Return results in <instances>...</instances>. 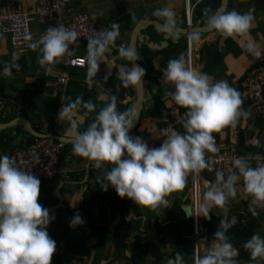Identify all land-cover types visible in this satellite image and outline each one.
<instances>
[{
    "label": "crops",
    "instance_id": "1",
    "mask_svg": "<svg viewBox=\"0 0 264 264\" xmlns=\"http://www.w3.org/2000/svg\"><path fill=\"white\" fill-rule=\"evenodd\" d=\"M72 7L76 12L87 13L102 25L105 20L111 25L116 21L124 24L122 20L128 15L139 19L137 22L155 20L162 23V19L153 13L157 9L170 7L175 12L176 28H183L185 24L184 0H72ZM233 9L241 13L249 9L254 10L253 27L249 36L232 37L240 52L235 55L229 50L225 44L226 37L220 34H202L196 39V61L201 60V52L205 58L204 63L196 69L207 73L214 81L227 82L237 90L249 74L264 62V4L254 0H230L228 11ZM166 34L149 26L143 34L145 43L142 46L147 44L149 47L150 42H163L165 46L163 39ZM169 41L173 46L166 51L149 47L152 51L160 53L154 56L152 66L146 68L143 77L145 87L156 81L163 101L172 104L174 102L168 93L174 88L172 84L163 81L162 70L166 68L168 60L184 58L186 46L184 37L180 38L177 34L172 35ZM249 43L258 46L261 53L259 57L247 50ZM138 49L139 55L140 48ZM155 52L151 54L155 55ZM39 55V49L30 53L14 49L10 39L0 33V125L14 121L17 123L25 118L36 131L41 129V132H38L52 135L65 143L59 157L58 176L41 190L44 207L49 210L50 216L55 217L47 227L49 236L56 242L53 257L60 259L61 264H167L169 259H174L176 254L180 253L184 264H195L193 220L188 218L183 210L191 205L192 174L187 177L183 190L166 197V206L145 207L126 197H119L113 188L106 191L102 188L101 185L107 183L105 174L111 165L96 168L87 158L79 157L72 151V123L77 125L78 131L86 130L95 119L96 113L110 102L112 97L116 99L118 110L132 108L135 102L133 86H125L120 76L126 66L130 67L129 61L121 57L120 50L109 45L102 54L98 72L91 81L88 79L89 64L86 69H74L53 124L46 111L51 100L60 96V90L53 78H45L46 67L37 62ZM85 57L88 58V53ZM61 65L62 58L54 64L57 71L61 69ZM5 69L8 74H5ZM149 96L146 88V98ZM24 98H29L33 106L24 103ZM87 102L95 105L93 111L84 107ZM73 104H76V107L71 109L68 116H59L63 106ZM241 113L235 127L229 126L213 133L216 146L225 148L235 145L238 148L246 147L253 152H264V119L256 117L246 105H241ZM143 119L137 128L138 131L148 134L152 140L157 138L161 130L158 122L146 117L149 125L145 127ZM2 133H10L14 137L15 147L27 144L30 135L20 125L1 129L0 136ZM209 154L211 153L207 152L205 156ZM216 182V174L205 169L200 171L201 203L207 188ZM236 189V195L228 197L223 208L213 207L207 218L201 213L203 231L200 237L199 259L210 254L222 243L228 242L238 252L234 257L237 264H264V260H252L251 257L241 260L231 232L223 229L226 240H220L215 235L218 229L222 230L221 220L230 221L235 217L236 220L240 218L243 224L255 223V234L264 237V207H255L256 215H253L254 206L251 205V197L244 191L242 180L237 182ZM179 194L184 197L180 198ZM76 213L82 217L84 223L71 228L69 222ZM172 224H176L180 231L176 234V228H173L166 237L164 232ZM122 227L126 228L130 235L122 241L123 246L119 247L117 243L120 242L116 243V235ZM212 227L215 230L211 229ZM159 228L163 229V232H160Z\"/></svg>",
    "mask_w": 264,
    "mask_h": 264
},
{
    "label": "clouds",
    "instance_id": "2",
    "mask_svg": "<svg viewBox=\"0 0 264 264\" xmlns=\"http://www.w3.org/2000/svg\"><path fill=\"white\" fill-rule=\"evenodd\" d=\"M253 11H213L207 14L205 28L226 38H247L253 27ZM153 15L162 19V31L173 36L178 33L172 8L157 9ZM196 18L195 10L189 27L184 0L185 25L180 29L188 28L190 31L199 26ZM106 29L88 44L89 81L98 72L102 54L119 36L117 25L111 31ZM202 34L205 33L191 32L184 36V40L186 36L193 35L196 44V39ZM77 35L75 30L58 25L49 27L37 40H32L31 36L26 39L31 41L28 45L31 49H39L41 55L37 62L46 67L56 64L69 53ZM118 50L131 65L120 72L124 85H138L145 69L133 65L132 62L139 60L135 49ZM247 50L257 57L261 54L253 43L248 44ZM4 72L8 74L7 69ZM162 76L165 83L173 85L174 90L168 95L176 105L185 109L186 119L182 123L183 133L174 129L163 130L164 138L158 147H149L142 137L129 135L138 118L136 110H118L115 97L96 113L86 130L78 131L77 125L71 124L73 153L87 158L96 168L111 165L105 174L107 183L101 185L102 188L105 191L113 188L119 197L151 208L166 206V197L183 190L189 174H199L208 167L205 154L218 150L213 133L229 126L235 127L242 114V100L236 89L225 81H214L207 73L196 69V65L195 68L188 65L183 58L168 60ZM75 107L76 104L63 106L59 116H68ZM84 107L89 111L95 109L91 102L85 103ZM216 177V184L207 188L200 205L203 217L207 218L213 207L223 208L228 197L236 195V184L240 180L244 191L251 197L252 214L256 215L255 207H264V165L252 167L246 159L236 157L227 177L222 172H217ZM39 195V178L30 169L17 166L8 155L0 154V264H52L56 242L49 236L47 227L55 217L50 216L49 210L38 202ZM83 223L82 217L76 213L69 226L75 228ZM235 223V217L230 221H220L224 230ZM215 235L226 240L224 231L218 230ZM243 247L252 260H264V237L261 235L253 234ZM237 254L230 243L224 242L199 259L198 264H237L234 259ZM167 264H184L183 257L177 253Z\"/></svg>",
    "mask_w": 264,
    "mask_h": 264
},
{
    "label": "built area",
    "instance_id": "3",
    "mask_svg": "<svg viewBox=\"0 0 264 264\" xmlns=\"http://www.w3.org/2000/svg\"><path fill=\"white\" fill-rule=\"evenodd\" d=\"M0 0V33L8 37L14 49L23 53L33 51L28 45L32 40L43 36L47 29L52 26L63 25L77 32V39L70 45V51L62 57L61 69L58 71L54 65L46 66L45 78H53L55 85L60 90L61 101L63 100L67 86L70 81V74L74 69H86L88 59L84 56L75 55L74 52L81 47L84 41H90L98 36L101 31L107 29L97 21L93 20L87 13L74 11L72 0ZM204 0H185V14L187 25L192 24V17L195 10ZM186 43V63L195 68L196 51L194 49V36L188 35ZM240 93L242 105L248 106L256 117L264 119V66L253 71L237 89ZM167 103V102H165ZM163 127L160 134L153 140H146L149 147H158L164 138L163 130H176L183 133L182 127L185 117V109L170 103L164 106ZM65 148V143L57 140L54 136L36 138L31 145L15 148L8 154L20 168L31 170L40 180V195L38 202L44 207L42 188L49 184L59 174V157ZM217 152L205 156L208 167L205 170L212 174L222 172L226 177L229 169L232 168V161L236 157L246 159L250 166L264 165V152L254 153L235 145L222 148L217 146ZM201 198L202 189L199 174H192L191 191V218L193 220V236L196 263L199 261L201 228Z\"/></svg>",
    "mask_w": 264,
    "mask_h": 264
},
{
    "label": "trees",
    "instance_id": "4",
    "mask_svg": "<svg viewBox=\"0 0 264 264\" xmlns=\"http://www.w3.org/2000/svg\"><path fill=\"white\" fill-rule=\"evenodd\" d=\"M254 1L261 3V5L264 4V0H254ZM220 7H221V0H204L196 9V14H197L196 23L200 26L205 27V21H206L207 14H210L213 11H218ZM138 20L139 19L128 15L122 20L125 23V24H123V27L130 31L132 26H133L132 22H137ZM234 41L235 40L232 37L231 38L227 37L225 44L227 45L229 50L233 51L236 55L240 52V49ZM88 44H89V41H84L82 43L81 47L77 50V52H74V54L80 55V56H85V54L89 53ZM154 52L155 51H152L151 49H149V47H147V45H143L140 48L139 62L144 69H146L149 66H152L151 65L152 59H154V56H156L158 53H160V52H155V55H152L151 53H154ZM260 66H264V62L260 63ZM146 88H147V91L150 93V96L146 100V105L144 108L143 115L146 114L148 119L157 121L159 128H162L163 127V123H162L163 122V113H164V110H162V108H164L163 106H165V104L167 106L168 103H165L163 101L162 93L158 89L156 81L149 83L148 87H146ZM24 100H25L24 103L26 102L30 107L33 106L29 102V98H24ZM60 102H61V96L55 97L53 100H51L49 107H48V110L46 111V113L49 115L50 120L53 124L55 122V119H56L57 114H58V110L60 108ZM25 106H27V105H25ZM35 108H36V106L34 108H32V110L34 111ZM143 115H142V119H143ZM37 130L41 132V129H37ZM138 130L139 129H137L135 131V133L132 134L131 136H137L138 134H142L146 140H148V141L152 140L151 137L148 136V134H145L143 131L141 133ZM28 136H29L28 142L25 145H31L36 140L35 137H33L31 135H28ZM13 141H14V137H12L10 133L9 134L8 133H2V135L0 136V154H6L7 153V155H8V153L9 154L12 153L15 148H21V147L25 146V145H22L19 147L18 146L15 147L13 144L14 143ZM243 149L251 151L246 147ZM251 152H253V151H251ZM254 153H260V152H254ZM112 190L115 191L114 189H112ZM255 225H256L255 223H251V222H249L247 224H243L241 222V219L238 218L234 225H232L231 227H229L225 230L228 233L231 232V234L234 236V238L236 240L235 246L238 248V250L240 252L239 256H240L241 260H246L250 257L248 250H246L243 247V245L248 239L251 238V236L253 234H255V230H254L256 228ZM173 228L174 229L176 228V234H178L180 231L178 226L176 224H172V226H170L167 230H165L164 235L167 237V235L171 233V229H173ZM159 229H160V232H163V229H161V228H159ZM211 229L215 230L214 227H212ZM213 230H211V231H213ZM218 230L223 231V229L222 230L218 229ZM129 235H130V232L128 230H126V228H123V227L120 228L119 234L116 235V243L120 242L119 244L117 243V245L119 247H122L123 246L121 244L122 241L125 240L126 238H128ZM52 264H61V260L53 257L52 258Z\"/></svg>",
    "mask_w": 264,
    "mask_h": 264
},
{
    "label": "water",
    "instance_id": "5",
    "mask_svg": "<svg viewBox=\"0 0 264 264\" xmlns=\"http://www.w3.org/2000/svg\"><path fill=\"white\" fill-rule=\"evenodd\" d=\"M229 1L230 0H221V7L219 8L218 11H226L228 9V6H229ZM114 25H117L118 26V31H119V36L117 37V40L112 43V46H114L115 48L117 49H121V48H127V47H132L135 49L137 55H138V48H139V42H142L144 40V36H143V32L145 29H147L149 26H154L155 28L160 29V23L157 22V21H150V20H142V21H139V23L133 28L134 30L132 31L131 35H128V30L122 28V23L121 22H117V23H114L111 28H110V31L113 29V26ZM178 33L177 35L180 36V38L184 37L185 35L193 32V33H212L214 31H209L207 30L205 27H196L194 29H191L190 31L188 30V28L186 29H178ZM216 36H218L219 34L218 33H215ZM170 35H166L165 36V41H168L170 40ZM150 41V38H148ZM165 45H169V43L167 42L164 43ZM149 47L150 48H155L156 50H164L165 46H163V42L161 44H155V43H152L150 42L149 43ZM139 57V55H138ZM186 62V58L184 57L183 58ZM133 65H138L140 67L141 64L139 62V60L137 61H134L132 62ZM155 63H157V61H155ZM131 66V65H130ZM143 68V67H142ZM133 90H134V93H135V102L132 106V108H134L136 110V113H137V120L133 126V128L130 130V133L129 135H132L135 133V130L138 128L141 120H142V114H143V111H144V108H145V105H146V87H145V81H144V77H142L141 81L139 82L138 85L136 86H133ZM123 101H124V98L121 99V107H123ZM15 122V121H14ZM8 123V124H5V125H0V130L1 129H5V128H9V127H13L15 125H20L22 127H24L26 129V131L33 137L35 138H43V137H48V136H52V135H45V134H42L38 131H36L33 126L30 124L29 120L25 119V118H22L20 120H18L17 123ZM181 196L180 198H183L184 196L180 195ZM186 216L188 218L191 217V214H192V208H191V205L190 206H187L186 208L183 209Z\"/></svg>",
    "mask_w": 264,
    "mask_h": 264
},
{
    "label": "flooded vegetation",
    "instance_id": "6",
    "mask_svg": "<svg viewBox=\"0 0 264 264\" xmlns=\"http://www.w3.org/2000/svg\"><path fill=\"white\" fill-rule=\"evenodd\" d=\"M132 17H134V16H132ZM125 18V17H124ZM150 21H155V20H150ZM117 22H121V21H116L115 23H117ZM123 22V21H122ZM157 22H159V21H157ZM124 23V22H123ZM139 22H137L136 24H133V26H132V28H131V30L129 31L128 30V34L129 35H131V33H132V31L134 30L133 28L138 24ZM160 24H161V22H159ZM125 24V23H124ZM113 25V24H112ZM104 27L105 28H108V27H106L105 25H104ZM122 27H123V24H122ZM150 27H153V28H155L154 26H150ZM197 27H200V25L199 26H197ZM124 28V27H123ZM124 29H126V28H124ZM157 31H160L161 33H163L164 31H162V30H159V29H157V28H155ZM127 30V29H126ZM110 31V30H109ZM146 31V29L144 30V31H142L143 33L142 34H144V32ZM200 34V33H199ZM166 35H170V34H166ZM165 35V36H166ZM165 36H164V39L163 40H165ZM170 37L172 38V35H170ZM171 38H170V40H171ZM167 42L169 43V45L167 44ZM145 42L143 41V42H139V48H141L142 47V44H144ZM162 42H157V44H161ZM165 43L167 44V45H165V48H164V50L166 51V50H169V47L172 45V42H170L169 40L168 41H165ZM147 45V44H146ZM173 46V45H172ZM194 49H195V51H196V49H197V45L194 43ZM145 71H146V69H145Z\"/></svg>",
    "mask_w": 264,
    "mask_h": 264
},
{
    "label": "rangeland",
    "instance_id": "7",
    "mask_svg": "<svg viewBox=\"0 0 264 264\" xmlns=\"http://www.w3.org/2000/svg\"><path fill=\"white\" fill-rule=\"evenodd\" d=\"M104 22H105V24L108 26V29H110L111 26H112V25L110 24V22H108V20H105ZM105 24H104V25H105ZM106 25H105V26H106ZM184 25H185V24H183V26H184ZM200 55H201V60H197V61H196V67H197V68H198L199 65H202V64L204 63V58H205L204 53L201 52ZM201 62H202V63H201ZM146 117H147L146 114H144V119H143L144 121H143V123H144V126H145V127H147V126L149 125V123H147L148 120L146 119Z\"/></svg>",
    "mask_w": 264,
    "mask_h": 264
}]
</instances>
